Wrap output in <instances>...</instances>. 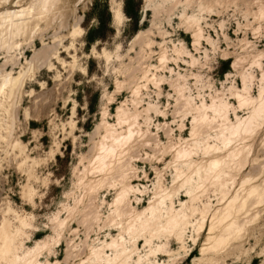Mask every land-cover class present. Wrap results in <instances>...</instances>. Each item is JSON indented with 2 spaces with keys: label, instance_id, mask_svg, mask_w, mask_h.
Masks as SVG:
<instances>
[{
  "label": "clouds",
  "instance_id": "1",
  "mask_svg": "<svg viewBox=\"0 0 264 264\" xmlns=\"http://www.w3.org/2000/svg\"><path fill=\"white\" fill-rule=\"evenodd\" d=\"M51 3L0 0V17L30 9L0 23V264H187L196 247L191 264H264V0H136L151 27L114 25L101 75L63 65L101 96L90 130L87 96L83 124L76 108L49 121V150L24 104L47 84L12 65L36 38L59 62L68 37ZM245 168L258 201L234 209Z\"/></svg>",
  "mask_w": 264,
  "mask_h": 264
},
{
  "label": "rangeland",
  "instance_id": "2",
  "mask_svg": "<svg viewBox=\"0 0 264 264\" xmlns=\"http://www.w3.org/2000/svg\"><path fill=\"white\" fill-rule=\"evenodd\" d=\"M77 2L78 0H72V2H68V4L66 3L65 5L59 3L53 9L57 18L59 32L61 34H67L68 37L61 42L63 50L59 48L56 49L59 62H51V69H49V56L53 49L42 46L41 39L36 38L33 40L32 46L25 49L20 54L19 63L13 64L12 66L17 74L21 71L22 65L27 64L31 66L34 70L36 79L46 82L47 84V87L43 91L40 90L38 84H31L30 87L35 89L36 95L31 101L25 99L24 104H31L29 112L34 118L30 121V127L33 130L43 129L40 136V144L49 150L51 145L55 142L52 137L45 134L49 131V121L53 118L62 120L66 116L71 117L73 115V108H76L78 119H80V123L83 124L82 118L85 117L83 104L85 96H87L89 101V108L87 110L88 123L83 126L86 130H90L101 96L99 91L87 86L86 83H82L84 80L83 73L79 71L66 72L63 65L75 64L77 68H84L88 78L93 75H101L104 70L102 66L108 64V57L112 55V36L115 35L116 31L114 25L121 23L126 15L135 14L138 26L140 25V21H145L143 29L146 31L151 27V12L145 13L142 7L137 11L136 0H82ZM71 3L72 6L70 5ZM26 9V5L19 8L15 5H11L8 7V12L6 13H17V11L20 12L22 10L25 12ZM28 11H30V9H28ZM116 11H120L123 15L120 22L114 19ZM68 13H70V16L66 20L65 14ZM2 18H4V16L0 17V23ZM63 22L64 24H62ZM64 26L66 27L64 28ZM228 35L230 39L236 38L234 29L230 30ZM180 38L184 40L188 47H191L192 37L190 35L181 32ZM223 63L230 65L232 61L229 60ZM226 65L222 71L226 70ZM111 90H114V86ZM121 95L124 97L125 94ZM121 102H123V99H121ZM112 112L113 114L115 113V106H113ZM158 121L162 123L163 117L158 118ZM188 134L189 133L186 131L185 137H187ZM25 142H27L26 138ZM72 151L73 148L70 140H64L62 144L59 145V152L67 155V158L62 161L64 165H69L71 163ZM57 158L59 159L60 157L58 156ZM254 171V168H245L243 172L238 173V179L233 181V185L230 187L229 192L232 197L235 198L237 196L236 199L239 200H237V204L233 205L234 209L238 208L240 204H244V202L245 207L243 206V208H247L249 200L251 199H248V201H243V199L245 194L248 195L247 193H249L251 187L250 177ZM58 191V189H54V194ZM253 195V197L257 196L256 193ZM248 197L253 198L252 195ZM187 199V195L181 197L182 202ZM254 199L255 198L252 200ZM255 200L258 201V198ZM146 206L147 205H145V207ZM206 234L207 228L202 235ZM42 238V233L36 234V239ZM199 243H202V240L199 241L198 244ZM190 256L187 264H191L192 259L199 256V247L194 248ZM59 258L62 259L63 257L61 256ZM249 260L250 264H260L259 257L252 256L249 257Z\"/></svg>",
  "mask_w": 264,
  "mask_h": 264
},
{
  "label": "bare ground",
  "instance_id": "3",
  "mask_svg": "<svg viewBox=\"0 0 264 264\" xmlns=\"http://www.w3.org/2000/svg\"><path fill=\"white\" fill-rule=\"evenodd\" d=\"M80 1H82V0H80ZM79 0H78V2H80ZM68 2L70 3V2H72V0L70 1V0H52V3H51V5H50V7H51V9H52V11H53V9L60 3V4H62V5H65L66 3L68 4ZM77 2V3H78ZM76 3V4H77ZM75 4V3H74ZM71 6H72V3L70 4ZM69 6V5H68ZM27 11H28V9H26ZM70 10V9H69ZM60 12V11H59ZM24 14H25V12H23V10L22 11H20V12H18L17 11V13H6L5 15H4V18H2L1 19V23H5V24H9V25H14V24H16L17 23V21H18V19L19 18H21V17H23L24 16ZM70 13H68V14H65V17H66V20H67V18L70 16L69 15ZM71 16H72V14H71ZM123 15H122V13L120 12V11H116L115 12V17H114V19H115V21H117V22H120L121 21V19L123 18L122 17ZM63 17H64V15H63ZM64 17V18H65ZM63 21H65V20H63ZM67 23V22H66ZM62 24H64V22L62 23ZM62 26V25H61ZM66 26H64V28H65ZM13 66V65H12ZM249 183V182H248ZM242 186V185H241ZM250 187V186H249ZM248 191V190H247ZM248 195L247 196H251L252 195V197L254 196L253 194H255V192L252 190V188L250 187V190H249V193H247ZM238 195V194H237ZM246 195V194H245ZM257 195V194H256ZM236 196V195H235ZM237 197V196H236ZM236 197H235V199H236ZM234 198V197H233ZM249 198V197H248ZM253 198H258L257 196L256 197H253ZM253 198H249V199H253ZM236 200H238V199H236ZM245 199H243V201H244ZM251 200H249V203L251 202ZM239 201V200H238ZM240 204V203H239ZM244 204H245V202H244ZM244 204L242 203V204H240V206L239 207H241V208H239V209H241V210H243V209H245V208H243V206H244ZM242 205V206H241ZM247 205V204H246ZM245 207V206H244ZM243 208V209H242ZM191 257V256H190Z\"/></svg>",
  "mask_w": 264,
  "mask_h": 264
},
{
  "label": "trees",
  "instance_id": "4",
  "mask_svg": "<svg viewBox=\"0 0 264 264\" xmlns=\"http://www.w3.org/2000/svg\"><path fill=\"white\" fill-rule=\"evenodd\" d=\"M128 14V13H127ZM129 15V14H128ZM91 34V33H90Z\"/></svg>",
  "mask_w": 264,
  "mask_h": 264
}]
</instances>
